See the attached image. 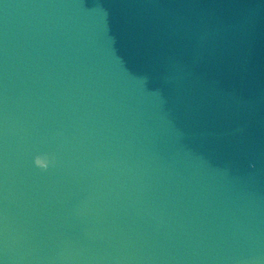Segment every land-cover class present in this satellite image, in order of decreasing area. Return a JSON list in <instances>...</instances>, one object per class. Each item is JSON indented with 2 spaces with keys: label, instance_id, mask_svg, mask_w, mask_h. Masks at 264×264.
<instances>
[{
  "label": "water",
  "instance_id": "water-1",
  "mask_svg": "<svg viewBox=\"0 0 264 264\" xmlns=\"http://www.w3.org/2000/svg\"><path fill=\"white\" fill-rule=\"evenodd\" d=\"M0 264H264V0H0Z\"/></svg>",
  "mask_w": 264,
  "mask_h": 264
},
{
  "label": "clouds",
  "instance_id": "clouds-1",
  "mask_svg": "<svg viewBox=\"0 0 264 264\" xmlns=\"http://www.w3.org/2000/svg\"><path fill=\"white\" fill-rule=\"evenodd\" d=\"M35 164L38 166V167H41V168H47L48 166V161L43 158V157H37L36 160H35Z\"/></svg>",
  "mask_w": 264,
  "mask_h": 264
}]
</instances>
